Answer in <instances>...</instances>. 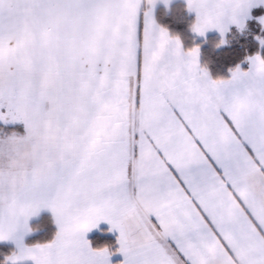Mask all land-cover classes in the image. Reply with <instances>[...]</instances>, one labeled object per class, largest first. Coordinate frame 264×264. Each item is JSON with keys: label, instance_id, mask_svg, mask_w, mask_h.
Wrapping results in <instances>:
<instances>
[{"label": "snow or ice", "instance_id": "obj_1", "mask_svg": "<svg viewBox=\"0 0 264 264\" xmlns=\"http://www.w3.org/2000/svg\"><path fill=\"white\" fill-rule=\"evenodd\" d=\"M184 2L217 47L255 20L258 51L213 78L171 0H0V264H264V0Z\"/></svg>", "mask_w": 264, "mask_h": 264}, {"label": "trees", "instance_id": "obj_2", "mask_svg": "<svg viewBox=\"0 0 264 264\" xmlns=\"http://www.w3.org/2000/svg\"><path fill=\"white\" fill-rule=\"evenodd\" d=\"M262 14H264V10H259L254 13V16H260ZM156 17L162 26L166 27L172 34L178 35L181 38L186 49L200 44L203 46L202 65L207 66L213 78H226L229 74V69L240 64L246 55H252L258 51L257 43L252 42L236 48L229 47L225 50L228 53L226 57L216 58L208 56L207 51L210 49L207 44L201 41L196 42L190 32L194 18L187 14L185 5L183 4H175L169 11L160 8ZM242 43L244 44V41ZM31 227L35 231H33L34 234L27 240V244L29 245L50 239L56 230L52 218L47 215L32 223ZM89 240L92 242L93 247L109 246L114 249L116 246V236L110 234L105 229L90 237ZM11 250H13L12 247L0 245V251L4 252L3 254H8ZM1 252L0 254H2Z\"/></svg>", "mask_w": 264, "mask_h": 264}, {"label": "rangeland", "instance_id": "obj_3", "mask_svg": "<svg viewBox=\"0 0 264 264\" xmlns=\"http://www.w3.org/2000/svg\"><path fill=\"white\" fill-rule=\"evenodd\" d=\"M192 23H193V21H192ZM249 30H250L251 34L245 33L244 35H241L238 32H236V30L233 29L232 32H230L227 35V39L229 40V43L226 44V45L220 46V47L216 46L219 43L220 39H221L220 35H215V36L208 37L207 40H205V41L203 40L201 42H204L209 47L210 50L207 51L208 56H213V57H216V58H221L223 56L226 57V55H228V53H226L225 50L228 49L229 47L230 48L231 47L236 48L238 46L247 45L248 43L256 42L253 39V34L258 33L259 32V28L256 25L255 20L249 21ZM209 39H210V41H208ZM194 40L197 42L198 38L194 37ZM243 41H244V44L242 43ZM199 46H200V49H201L200 56H201V59H202L203 58V49H202L203 46L201 44ZM227 58H228V56H227ZM228 60H230V59H228ZM243 65H245V64H242L241 67H243ZM33 234L34 233H32L31 235H33ZM1 253L3 254L4 252H1Z\"/></svg>", "mask_w": 264, "mask_h": 264}, {"label": "crops", "instance_id": "obj_4", "mask_svg": "<svg viewBox=\"0 0 264 264\" xmlns=\"http://www.w3.org/2000/svg\"><path fill=\"white\" fill-rule=\"evenodd\" d=\"M175 4H183V5H185V2H184V0H171V4H170V6H169V9H168V11L170 10V9H172V7L175 5ZM160 8H163V9H166L165 7H164V5H158L157 6V9H156V16H157V12H158V10L160 9ZM264 10V8H258V9H254L253 10V16H254V13L256 12V11H259V10ZM185 10H186V8H185ZM187 12V11H186ZM187 14L189 15V16H193L194 17V15L193 14H189L188 12H187ZM262 15H264V14H262ZM255 17V16H254ZM235 30V29H234ZM190 32H191V27H190ZM232 32V31H231ZM191 34L194 36V37H197L198 38V41H205V40H207L208 39V37H211V36H215V35H219V33L217 32V31H215V30H213V31H209L208 33H206V36L205 37H199V36H196L194 33H192L191 32ZM200 52H201V49H200ZM200 62H201V64H202V59H201V56H200ZM247 67H248V65L247 64H245V65H243V69H247ZM210 73V72H209ZM211 75V74H210ZM229 75H230V73L228 74V76L226 77V78H228L229 77ZM22 130V129H21ZM45 215H47V216H50L51 218H52V216H51V213L49 212V211H47V210H44V211H42L37 217H34V218H32L31 220H30V226L32 225V223H34L35 221H37V220H39L41 217H43V216H45ZM52 221H53V218H52ZM53 223H54V221H53ZM54 226H55V224H54ZM56 228V227H55ZM107 230L108 229V225H106V224H103V225H101V227L99 228V229H95V230H93V231H91L90 233H88L87 234V238L88 239H90V237H92L93 235H95V234H97L98 232H100V231H102V230ZM33 233V232H32ZM31 233V234H32ZM110 233V232H109ZM28 235L26 238H25V243L27 244V240L30 238V236H32V235ZM110 234H112V235H114V236H116V234L115 233H110ZM0 245H3V246H9V247H14L12 244H10V243H0ZM122 260V257L121 256H119V255H117V256H114V257H112V264H119V262Z\"/></svg>", "mask_w": 264, "mask_h": 264}]
</instances>
